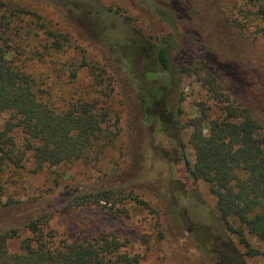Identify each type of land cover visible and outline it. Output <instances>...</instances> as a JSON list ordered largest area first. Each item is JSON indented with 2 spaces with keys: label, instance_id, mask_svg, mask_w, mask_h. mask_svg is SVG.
Masks as SVG:
<instances>
[{
  "label": "trees",
  "instance_id": "16d2710c",
  "mask_svg": "<svg viewBox=\"0 0 264 264\" xmlns=\"http://www.w3.org/2000/svg\"><path fill=\"white\" fill-rule=\"evenodd\" d=\"M70 1L85 18L96 16L101 6V0ZM90 1L95 4L91 8ZM150 2L174 31L158 43L136 35L123 50H113L115 61L108 66L111 74L106 68L91 66L98 97H78L61 109L42 97L35 76L16 60L62 52L69 43L68 34L54 28L37 10L0 0V117L8 115L0 127V208L15 203L9 188L22 181L19 170L28 160L33 161L35 171L78 162L96 165L116 148L115 128L120 118L114 119L101 96H111L110 85L117 78L129 95L137 133L130 145L129 161L115 163L108 184L72 188L63 197L62 209L59 205L39 208L23 228L0 231V264H141L139 255L132 254L128 243L117 236H68L51 221L56 212H69L78 206L109 203V209L118 214L125 211L127 203L149 205L135 190L145 188L160 204L159 215L168 231L172 230L170 224L174 228L186 225L183 209L169 193L171 185H166L177 186L169 170L182 162L189 177L204 180L216 198L212 213L225 232L224 245L212 264H248L246 255L259 253L248 238L264 242V118L233 98L223 84L222 77L230 75L247 93L256 86L230 62L226 34L230 22L215 0H208L198 12L191 10V0ZM66 11L69 16L74 12L71 8ZM85 66L90 63L83 59L79 67ZM68 74L75 78L76 67ZM186 75L196 76L208 88V100H214L217 107L212 115L210 104L202 102L201 114L187 121L186 126L192 128L188 143L195 154L192 166L181 135ZM130 83L134 84L133 92ZM261 91L257 97L264 98V88ZM155 131L171 137L176 159L171 158L170 149L154 144ZM31 201L38 205L43 200ZM11 239L20 240L19 251L9 249ZM239 245H245L247 253Z\"/></svg>",
  "mask_w": 264,
  "mask_h": 264
},
{
  "label": "rangeland",
  "instance_id": "374dc122",
  "mask_svg": "<svg viewBox=\"0 0 264 264\" xmlns=\"http://www.w3.org/2000/svg\"><path fill=\"white\" fill-rule=\"evenodd\" d=\"M3 1L37 10L54 28L68 34L69 43L62 52L42 58L28 57L25 61L16 60L35 76L42 97L48 98L53 105L61 109L78 97L87 100L98 97L92 85L94 75L91 66L106 68L107 74H111L108 66L115 61L111 56L113 50H123L136 35L145 36L158 43L174 31L154 12L150 0H101V6L97 8L98 14L93 18L81 17L70 0ZM215 1L222 6L230 22L229 31L226 33L229 36L227 49L230 62H235L256 86L255 91L247 93L248 90L239 88L230 75L222 77L223 84L233 98L236 97L256 115L264 118V98L257 97L264 88V7H261L264 0ZM207 2L208 0H191L190 8L198 12L201 7L202 11ZM94 5L92 1L88 3L89 8ZM67 8L74 11L70 16L67 14ZM83 59L90 63L89 67H79ZM71 67H76L75 78L68 74ZM119 73L124 74L121 71ZM110 87L113 88L111 96L101 98L111 107L114 119L120 118L115 128L118 132L116 148L107 152L103 160L96 165L93 162H78L35 171L32 160L25 162L23 169L19 170L22 181L16 187L9 188L15 203L0 208V231L22 226L39 208L48 205H59L61 208L64 204L63 197L72 188L81 190L87 186L108 184L115 163L125 164L129 161L130 145L135 141L137 134L133 126L131 102L121 78H117ZM182 87L184 111L181 118V135L186 143V156L192 166L195 154L188 143L192 128L186 126L187 121L201 114L202 102L210 104L213 108L210 110L212 115L217 107L215 108L214 100H208L211 92L196 76H184ZM129 90L135 91L133 83H130ZM7 116L1 115L0 127ZM155 132L157 135L154 144L170 149L171 158L176 159L177 153L173 150L171 137ZM172 167L169 173L172 182H177V186L173 187L170 182L166 185L172 186L169 185V193L183 209L186 225L178 223L174 228L170 224L172 230L168 231L165 219L159 215L160 204L153 193L145 188L135 190L149 205L127 203L124 206L125 211L122 210V213L118 214L109 209L112 206L109 203L78 206L69 212H56L51 224L68 236H117L128 243L132 254L139 255L141 264H212L216 260L217 250L224 245L222 234L225 232L215 212L212 213L216 207V198L204 180L195 181L189 177L184 162L178 165L175 163ZM163 179L166 180L164 176ZM56 180H59V185ZM33 198L43 201L37 205L31 201ZM22 233L26 235V232ZM248 239L250 246L259 253L246 255L247 263L264 264V242L254 236H249ZM8 243L11 251L20 250L19 239H11ZM239 248L244 253L248 251L245 245H239ZM211 251L215 253L212 255Z\"/></svg>",
  "mask_w": 264,
  "mask_h": 264
}]
</instances>
